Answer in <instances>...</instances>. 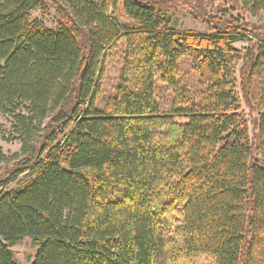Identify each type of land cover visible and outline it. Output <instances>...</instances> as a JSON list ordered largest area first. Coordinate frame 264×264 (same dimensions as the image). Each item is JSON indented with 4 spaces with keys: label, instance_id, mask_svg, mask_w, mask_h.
Returning <instances> with one entry per match:
<instances>
[{
    "label": "trees",
    "instance_id": "16d2710c",
    "mask_svg": "<svg viewBox=\"0 0 264 264\" xmlns=\"http://www.w3.org/2000/svg\"><path fill=\"white\" fill-rule=\"evenodd\" d=\"M120 3L140 30L111 14ZM181 5L209 31L174 28ZM51 8L55 28L32 16ZM248 18L264 20V0H0V119L23 156L0 145V264H20L25 238L32 264H264V25ZM126 35L122 82L101 100Z\"/></svg>",
    "mask_w": 264,
    "mask_h": 264
},
{
    "label": "rangeland",
    "instance_id": "374dc122",
    "mask_svg": "<svg viewBox=\"0 0 264 264\" xmlns=\"http://www.w3.org/2000/svg\"><path fill=\"white\" fill-rule=\"evenodd\" d=\"M111 14L118 20V22L122 26L127 29V31L131 32L135 30H140V26L135 22L131 21L126 16L123 3H120L115 12H111ZM232 14L237 18H244L242 13L240 14L237 12H232ZM32 16L33 18L42 19L48 27L55 28L56 26V13L55 9L53 8H51V16L49 18H44L42 12L40 11H34L32 13ZM248 19H250L252 22L257 23V25H264V20H257L256 18ZM172 26L181 32L193 31L204 33L209 31L208 26L205 22L196 20V18L192 15V10L189 7H183L182 5L178 8V11L172 14ZM127 35L120 39L119 43L115 46L112 51H110L109 55L106 58L105 72L103 75L102 85L103 93L101 96V100H103V98H107L113 95L117 87L122 82L123 71L127 64L126 52L128 51L129 46L131 45L129 43V38ZM137 39L138 41L134 43L135 46L139 48L140 39L138 37ZM236 46L242 49L248 47L249 43L240 42ZM182 71V84H187L191 90H195L197 94L195 102L196 104L201 103L202 98L200 92L202 89L198 86L197 76L191 69L188 60L184 61ZM124 82L129 85H136L138 83L137 73L131 69L130 72L125 74V79L123 80V83ZM159 93L160 94L157 100L158 103H160L163 112H170L175 107H177V104L174 102V96L171 92L160 89ZM183 94L185 95L187 94V92H184ZM242 114L249 124L250 133L253 137L256 133L257 126L256 113L247 108L245 105H243ZM0 145L2 146L8 159H12L13 161L16 159L19 160L23 157L21 155L22 144L19 140L13 139L12 122L11 119H9L8 117L0 119ZM14 186L15 184L13 183L10 187ZM12 250L16 260L20 264H32L38 253V247L33 246V240L30 238L23 239L20 243L15 245ZM196 264H213V262L208 258L202 257L198 260Z\"/></svg>",
    "mask_w": 264,
    "mask_h": 264
}]
</instances>
